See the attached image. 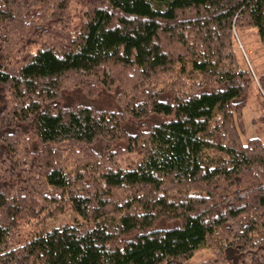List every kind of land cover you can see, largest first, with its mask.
I'll return each mask as SVG.
<instances>
[{"label":"trees","instance_id":"16d2710c","mask_svg":"<svg viewBox=\"0 0 264 264\" xmlns=\"http://www.w3.org/2000/svg\"><path fill=\"white\" fill-rule=\"evenodd\" d=\"M252 30L264 0H0V264H264Z\"/></svg>","mask_w":264,"mask_h":264},{"label":"rangeland","instance_id":"374dc122","mask_svg":"<svg viewBox=\"0 0 264 264\" xmlns=\"http://www.w3.org/2000/svg\"><path fill=\"white\" fill-rule=\"evenodd\" d=\"M97 1V0H96ZM253 33L248 32L251 34L248 39H242L240 40V35L238 38V49L241 57L245 60L244 62L248 67L251 68V65L256 73V75H260L264 71V48L260 46V42L258 41V34L255 30H252ZM172 51V49L170 50ZM109 68V67H107ZM110 69L116 74H119L121 71L118 69ZM134 77V76H133ZM132 79V78H131ZM134 83L133 79L129 80ZM75 76L71 77L69 81H67L68 84H74L76 83ZM260 93V92H259ZM261 94V96H260ZM258 94V92H255L253 96H251V102L250 104L244 109V115H243V122H242V129L244 134V138H252V137H260L264 139V127L263 122H257L252 123V118H258L264 113V94L261 92ZM88 103H92V101H87ZM72 100L70 97V100L66 102V105H71ZM78 215L76 212H66L62 214H58L55 217L49 218L42 226L40 227H34L36 230L38 229L41 231H49L54 228L60 227L64 224L73 222L75 219H77ZM33 227H27L25 228V231H29ZM207 250H203L199 256V259L201 257L203 258Z\"/></svg>","mask_w":264,"mask_h":264},{"label":"crops","instance_id":"0c3cea01","mask_svg":"<svg viewBox=\"0 0 264 264\" xmlns=\"http://www.w3.org/2000/svg\"><path fill=\"white\" fill-rule=\"evenodd\" d=\"M252 33H253V31H252ZM249 34V33H248ZM247 39H248V37H247ZM261 46V45H260Z\"/></svg>","mask_w":264,"mask_h":264}]
</instances>
